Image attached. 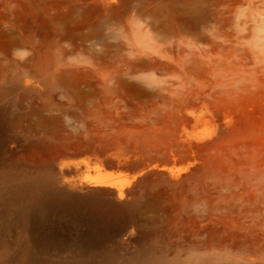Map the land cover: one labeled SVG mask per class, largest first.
Wrapping results in <instances>:
<instances>
[{
	"label": "rangeland",
	"instance_id": "374dc122",
	"mask_svg": "<svg viewBox=\"0 0 264 264\" xmlns=\"http://www.w3.org/2000/svg\"><path fill=\"white\" fill-rule=\"evenodd\" d=\"M0 264H264V0H0Z\"/></svg>",
	"mask_w": 264,
	"mask_h": 264
},
{
	"label": "water",
	"instance_id": "95a60500",
	"mask_svg": "<svg viewBox=\"0 0 264 264\" xmlns=\"http://www.w3.org/2000/svg\"><path fill=\"white\" fill-rule=\"evenodd\" d=\"M57 190L62 193L64 196H66L67 198H69L70 200H86V199H90L92 198V194L91 193H79V192H75V191H70L68 190L66 187H60V186H56ZM112 206L122 210V211H127L132 209L135 206V201H117V200H113L112 201ZM128 228L125 227L122 230V234H126L127 233Z\"/></svg>",
	"mask_w": 264,
	"mask_h": 264
},
{
	"label": "bare ground",
	"instance_id": "6f19581e",
	"mask_svg": "<svg viewBox=\"0 0 264 264\" xmlns=\"http://www.w3.org/2000/svg\"><path fill=\"white\" fill-rule=\"evenodd\" d=\"M106 180H108V179H107V178H104V177H97V178H94V179L92 180V183H93L94 185L106 184V183H105ZM87 200H89V199H86V200H80V201H87Z\"/></svg>",
	"mask_w": 264,
	"mask_h": 264
}]
</instances>
